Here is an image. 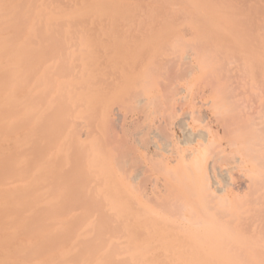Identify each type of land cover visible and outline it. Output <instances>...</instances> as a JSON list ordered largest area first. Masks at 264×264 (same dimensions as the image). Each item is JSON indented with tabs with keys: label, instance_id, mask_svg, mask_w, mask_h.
<instances>
[{
	"label": "rangeland",
	"instance_id": "rangeland-1",
	"mask_svg": "<svg viewBox=\"0 0 264 264\" xmlns=\"http://www.w3.org/2000/svg\"><path fill=\"white\" fill-rule=\"evenodd\" d=\"M102 1L0 0V264H264V0Z\"/></svg>",
	"mask_w": 264,
	"mask_h": 264
},
{
	"label": "bare ground",
	"instance_id": "bare-ground-1",
	"mask_svg": "<svg viewBox=\"0 0 264 264\" xmlns=\"http://www.w3.org/2000/svg\"><path fill=\"white\" fill-rule=\"evenodd\" d=\"M186 2H190L192 0H184ZM197 3H215L217 5H223L222 0H194ZM100 4L105 5V11L102 13L103 17H105L106 19H109L110 14L108 13V11L110 9H114L117 8L119 6L118 2L115 0H103ZM218 14H221V12H219ZM124 19H126V16L124 15L123 12H121L120 14H118V16L115 17V20L117 21H123ZM183 126L186 128V125L183 124ZM187 129H189V127H187ZM214 183H216V181L214 180ZM191 247H186V245H182V246H176L173 244H170L167 247V258H171L174 261L172 262V264H184V260H186L187 258H185L186 255L190 254L191 252ZM247 252V251H246ZM176 256V258H174ZM234 264H238L235 263Z\"/></svg>",
	"mask_w": 264,
	"mask_h": 264
}]
</instances>
